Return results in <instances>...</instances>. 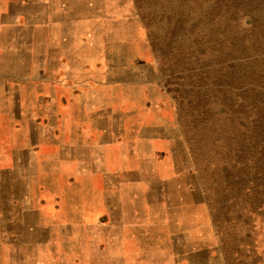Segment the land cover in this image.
I'll use <instances>...</instances> for the list:
<instances>
[{"label":"rangeland","instance_id":"rangeland-1","mask_svg":"<svg viewBox=\"0 0 264 264\" xmlns=\"http://www.w3.org/2000/svg\"><path fill=\"white\" fill-rule=\"evenodd\" d=\"M7 44L0 264H264V0H0Z\"/></svg>","mask_w":264,"mask_h":264},{"label":"crops","instance_id":"crops-1","mask_svg":"<svg viewBox=\"0 0 264 264\" xmlns=\"http://www.w3.org/2000/svg\"><path fill=\"white\" fill-rule=\"evenodd\" d=\"M9 47V48H8ZM20 56L22 57L20 60ZM25 56V47L22 46L21 48L17 49H11L10 46L7 44V46L0 50V73L2 77H7L10 79V82H8L5 78L0 77V97H4L7 99L9 104V93L7 94V90L16 89L20 90V88L24 87L26 83V65L25 60L23 59ZM41 68V67H40ZM40 68L38 71H40ZM41 70L42 73L47 74L50 72V70H46L45 67H42ZM48 71V72H47ZM46 77L45 75H39V79L37 81L43 80L42 78ZM51 79V78H49ZM17 81V82H15ZM24 83V84H23ZM3 92H2V91ZM14 91V90H13ZM16 95L15 92H13V96H16L13 98L12 103L16 105H21L23 108V100H20V92H17ZM22 98V97H21ZM21 108V110H22ZM154 215L149 214V217H153ZM155 227L153 223L149 221V233L150 231ZM178 233V232H177ZM163 235H157L155 237H151L149 235V264H184L186 261V248L185 244H182L181 252L180 246H178L180 243V235L178 236H168V241L165 240L163 242L162 239ZM172 242V244L170 243ZM165 243L170 244V248L173 247L176 248V254L175 255H169V252L166 251ZM172 249V250H173Z\"/></svg>","mask_w":264,"mask_h":264}]
</instances>
